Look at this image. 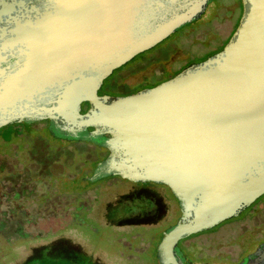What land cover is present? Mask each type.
<instances>
[{
  "label": "water",
  "instance_id": "1",
  "mask_svg": "<svg viewBox=\"0 0 264 264\" xmlns=\"http://www.w3.org/2000/svg\"><path fill=\"white\" fill-rule=\"evenodd\" d=\"M241 2L221 50L110 96L97 94L106 77L206 16L212 0H0V128L48 120L54 137L107 149L89 180L168 188L180 215L162 234L158 264H177L178 240L264 194V0ZM239 264H264V242Z\"/></svg>",
  "mask_w": 264,
  "mask_h": 264
},
{
  "label": "flooded vegetation",
  "instance_id": "2",
  "mask_svg": "<svg viewBox=\"0 0 264 264\" xmlns=\"http://www.w3.org/2000/svg\"><path fill=\"white\" fill-rule=\"evenodd\" d=\"M208 43H210V41L208 40L207 42V40H205L203 44L206 45ZM222 47L223 46L218 49H212L204 55L189 51V55L194 54L193 56H195V58L190 59L189 62L182 66L178 65L174 67V69V60L167 59L157 61L152 56L145 61L143 58L142 62L135 66L134 69L131 68L117 75L116 78L112 77V72L102 81L97 94L125 96L146 88H151L173 77L176 73L189 65V63L200 62L209 55L221 50ZM174 54H178L177 50ZM127 63L122 66H126ZM122 66L118 68H122ZM166 72H168V75L165 74L163 77L161 76V78H158ZM136 76H139V78H137L133 84H128L126 82L127 79L135 78ZM117 87L121 90H114ZM84 105L87 104L84 103L83 106ZM44 122L52 126L48 120H44ZM36 123L38 122L32 124ZM50 128L53 129V127H49V132L46 133L52 136L53 139L62 140L54 137ZM61 133L62 132H59V134ZM6 138H8V136L3 135V139ZM35 140L37 141L36 137L33 138L31 142L29 141V143H27L28 145L26 143L20 144L21 148L19 147V149L18 144L13 145V153L17 156L14 161H18L16 165H22V168H13V166H15L13 165L14 163H9L7 159H5L3 161L4 166L0 169V186L2 187L0 188V240L3 241L5 246L13 245L17 239L31 238L37 240L25 246L23 245L21 256L15 264H28L30 262L37 264H158L157 246L162 236H160L154 249H151V243L141 234L135 232L131 235H127L128 233L123 231L109 243H113L112 245L118 247V250L112 252L113 254H110L103 247H99L95 250L93 248L88 249L85 248L79 240L67 235L68 233L64 235H57V233H55L59 228L54 229L52 225L57 223L62 224V221H64L66 217L65 212H62L63 217H56V213L54 214L49 211V213L43 212L40 214L35 206L29 209L28 206L20 203L19 200L21 198L16 197H21V183L26 182V184H29V188H31L29 189L30 192L32 190L33 194L36 195V188L38 186L35 185L36 181L31 183L28 182V179L31 177L30 174L34 172H46L44 169L35 168L38 167L36 159L39 155V153L35 154L32 151L34 149ZM96 147L100 152V156L94 161V168L91 174L97 163L108 155L106 148L100 146ZM17 149L18 152H16ZM43 149L44 148H40V151ZM61 155H64V153ZM28 161H30L28 166L24 165L25 162ZM44 164L46 165V161L41 162L40 167H44ZM89 175L84 177H88ZM109 176H117L129 182L131 187L127 191L119 193L113 201L106 202L102 215L104 216L103 218L106 221V225L119 229L121 227L150 226L158 223L167 216L170 210V199H173L177 203L171 191L163 186L149 182L133 181L119 175ZM35 178L37 179L39 176ZM250 205L248 207H250ZM243 211L240 214H242ZM240 214H238L237 217L240 216ZM59 215H61V213H59ZM235 217L236 216L229 219ZM40 220H42V224L46 226V229L40 228ZM231 221L233 223L231 222L232 224L227 228L226 236L223 238L219 236L209 238L196 237V235H200L204 231L209 230L207 229L194 233L196 235L191 234L178 240L177 264H239L245 257L255 251L248 252L246 255H240L241 250L244 248V241H250L251 238L253 240L263 234V237L255 243L258 247L264 242V200L255 205L253 209H249L248 215L243 219ZM43 233L48 235V239L41 241L39 238ZM239 233L244 235V239L242 241L240 240L241 242L237 241L235 238V234ZM3 251L2 248V252Z\"/></svg>",
  "mask_w": 264,
  "mask_h": 264
},
{
  "label": "rangeland",
  "instance_id": "3",
  "mask_svg": "<svg viewBox=\"0 0 264 264\" xmlns=\"http://www.w3.org/2000/svg\"><path fill=\"white\" fill-rule=\"evenodd\" d=\"M212 2L213 6L210 8V11L201 20H196L178 28L151 49L137 54L126 66L114 70L112 77L116 78L117 75L131 68L134 69L135 66L142 62L143 58L145 61L152 56L157 61L174 60V69V67L178 65L182 66L189 62L190 59L195 58L194 54L189 55V51L204 55L212 49L224 46L243 15V5L241 0H212ZM205 40L207 42L209 40L210 43L204 45ZM176 50L178 54H174ZM165 74L168 75V72L163 73L158 78L163 77ZM137 78L139 76L129 78L126 82L133 84ZM114 90L121 89L117 87ZM49 127L52 126L43 121L32 125L11 124L10 126L0 128V169L3 168V161L5 159L9 163H14L13 165L15 166L13 168H22V165H16L18 161H14L17 156L13 153V145L18 144L19 149V147L21 148L20 144H27L36 137L37 141L35 140L34 149L32 150L35 154L39 153L36 159L38 167L35 168L46 170V172H34L30 174L31 177L28 179V182L36 181L35 185L38 186L36 188V195L33 194L32 190L30 192L29 189L31 188H29V184H26V182L21 183V197H16L21 198L19 200L20 203L28 206L29 209L35 206L40 214L49 211L54 214L56 213V217H63L62 212H65L66 217L62 221V224L57 223L52 225L54 229L59 228L55 233L57 235L68 233L67 235L79 240L85 248H93L95 250L103 247L110 254H113L112 252L118 250V247L112 245L113 243H109L112 242V239L118 237L117 235L126 231L127 235L135 232L141 234L151 243L150 248L154 249L164 230L174 224L179 217L178 204L169 197V213L158 223L150 226L121 227L119 229L106 225L104 216H102L106 202L113 201L119 193L127 191L131 187V184L117 176L109 175L96 178L92 181L89 180L88 178L92 176L91 172L94 168V161L100 156V152L96 147L98 145L68 139L59 134V132H56L57 129L54 132L58 133L57 136L62 140L53 139L52 136L46 133L49 132ZM3 135L8 136V138L3 139ZM40 148L44 149L40 151ZM18 149L16 152H18ZM63 153L64 155H61ZM44 161H46V165L44 164V167H40L41 162ZM29 163L30 161L25 162L24 165L28 166ZM87 175L89 176L84 177ZM36 176H39V178L36 179ZM0 188L2 187L0 186ZM263 200L264 194L258 197L240 216L226 220L208 231L199 233L200 235H193L199 238L213 236L223 238L226 236L227 228L233 223L231 220L243 219L248 215L249 209H253L255 205ZM39 226L41 229H46V226L42 224V220H40ZM45 233L40 236L39 240L48 239V235ZM243 236L240 233L235 234L237 241H242L244 239ZM262 237L263 234L253 240L251 238L250 241H244V248L241 250L240 255H246L248 252L254 251L257 247L255 242ZM35 241L37 240L31 238L17 239L13 245L5 246L3 241L0 240V264H15L21 256L23 245L25 246ZM28 264L37 263L30 262Z\"/></svg>",
  "mask_w": 264,
  "mask_h": 264
}]
</instances>
